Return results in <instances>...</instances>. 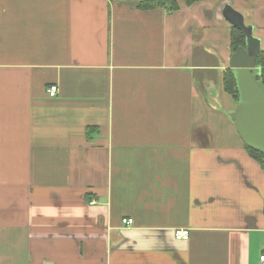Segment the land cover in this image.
<instances>
[{"label":"crops","instance_id":"1","mask_svg":"<svg viewBox=\"0 0 264 264\" xmlns=\"http://www.w3.org/2000/svg\"><path fill=\"white\" fill-rule=\"evenodd\" d=\"M141 1L0 0V264H261L224 10L264 50V0Z\"/></svg>","mask_w":264,"mask_h":264},{"label":"water","instance_id":"2","mask_svg":"<svg viewBox=\"0 0 264 264\" xmlns=\"http://www.w3.org/2000/svg\"><path fill=\"white\" fill-rule=\"evenodd\" d=\"M224 15L245 35V45L229 59L239 91L237 107L231 117L245 145L264 153V83L258 78L261 69L256 65L260 40L253 34V27L245 24L242 13L231 5L225 6Z\"/></svg>","mask_w":264,"mask_h":264},{"label":"trees","instance_id":"3","mask_svg":"<svg viewBox=\"0 0 264 264\" xmlns=\"http://www.w3.org/2000/svg\"><path fill=\"white\" fill-rule=\"evenodd\" d=\"M186 4L191 5L200 0H184ZM141 8L144 9H155L158 7H165L169 11H176L179 9L178 0H142L139 4ZM245 45V35L237 28H233L231 35V47L232 53H234L240 46ZM256 65L261 69L258 78L264 83V50H261L259 55L256 57ZM224 88L225 90L232 94L236 99L239 100V91L236 86V80L230 68L224 71ZM248 153L255 158L260 165L264 168V153L252 149L245 145Z\"/></svg>","mask_w":264,"mask_h":264},{"label":"built area","instance_id":"4","mask_svg":"<svg viewBox=\"0 0 264 264\" xmlns=\"http://www.w3.org/2000/svg\"><path fill=\"white\" fill-rule=\"evenodd\" d=\"M1 20H2V10L0 7V23H1ZM58 92H59V88H58L57 84H52L48 88V95L51 97L56 96L58 94ZM124 222L131 224L133 222V220L132 219L124 220ZM175 235H176V238H178V239H188L189 238V230L188 229H178V230H176ZM260 261H261V264H264V255H261Z\"/></svg>","mask_w":264,"mask_h":264}]
</instances>
